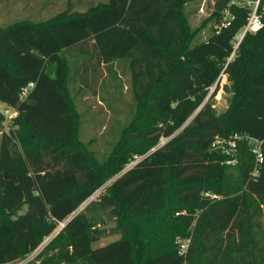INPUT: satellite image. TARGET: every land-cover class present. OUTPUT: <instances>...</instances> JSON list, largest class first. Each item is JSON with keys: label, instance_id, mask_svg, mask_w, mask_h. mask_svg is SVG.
<instances>
[{"label": "trees", "instance_id": "1", "mask_svg": "<svg viewBox=\"0 0 264 264\" xmlns=\"http://www.w3.org/2000/svg\"><path fill=\"white\" fill-rule=\"evenodd\" d=\"M196 1L64 0L0 26V105L18 113L0 140V264L34 253L23 264H264V160L247 139L264 141V26L228 62L250 10L220 0L211 36L193 43L183 8ZM117 62L132 103L100 155L84 139L75 73L104 68L116 82ZM222 74L230 105L217 114ZM100 212L117 227L100 229ZM109 233L121 237L93 248Z\"/></svg>", "mask_w": 264, "mask_h": 264}, {"label": "rangeland", "instance_id": "2", "mask_svg": "<svg viewBox=\"0 0 264 264\" xmlns=\"http://www.w3.org/2000/svg\"><path fill=\"white\" fill-rule=\"evenodd\" d=\"M55 1H57V3ZM219 1L220 0H199L188 3L183 8L184 15L186 16L191 30L196 31L193 43L204 41L211 36L212 29L216 26V23L212 20L209 21V19L221 5ZM63 2L64 0H0V26L21 18L31 17L39 19L48 17L56 13ZM115 67L118 75L116 82L113 80H106L107 71L104 68L101 69L102 75L98 72L95 77L92 76L90 72H87L85 75L84 73L83 75L75 73L74 88L76 91L74 90V92H81L78 96L77 103L84 120V139L88 142L91 141V147L100 155L109 151L110 143L114 138L113 134L111 135L108 133V128L113 125L115 121L117 123H124L127 117L129 118V106L132 103L130 77L125 64L117 62ZM82 83L86 86V90L81 88ZM227 84V75H223L218 89L215 90L214 87V89L211 90V93L214 91L216 92L215 95L213 94L211 103L217 114L227 110L230 105V94L225 91V85ZM3 108L4 107L0 105V109L3 110ZM4 123L5 124L0 126V140L3 132H8L9 130V120L7 119ZM163 142H166L164 138L160 140L159 145H163ZM141 159V157H134L127 168L133 166ZM112 180L107 182L104 187L105 189ZM103 189L84 203L75 214L84 211L91 202H97V197L103 195ZM25 210L26 207L20 210L19 214H22ZM100 214L108 221V224L114 223L110 221L105 212H100ZM176 215H178V213ZM55 235L56 234H53L46 238L37 251L39 252L47 245ZM120 237V234L109 233L106 237L94 243L93 248L105 246L108 243L116 241ZM179 238H177V240ZM34 256L35 253L25 261H22V263L28 262Z\"/></svg>", "mask_w": 264, "mask_h": 264}, {"label": "built area", "instance_id": "3", "mask_svg": "<svg viewBox=\"0 0 264 264\" xmlns=\"http://www.w3.org/2000/svg\"><path fill=\"white\" fill-rule=\"evenodd\" d=\"M231 5H236L241 8H246L249 9V16L246 25L244 28L241 30V32L236 36L235 42H234V47H233V53L229 57L228 62L232 60L236 50L238 49L240 43L242 42L243 38L249 34V33H257L260 31L263 26H264V0H231ZM228 16H229V11L226 9L225 10V16L220 24V27H226L229 25L228 21ZM224 74L221 75V78L223 77ZM34 87V83H31L28 85L26 89L23 90L22 92V97L26 96L27 93ZM214 89V88H212ZM3 113L6 116V119H12L17 116V111L12 108H3ZM237 137V136H236ZM238 138V137H237ZM236 139V138H235ZM250 141V144H252V152L256 156V161L257 164H262L264 157H263V152H262V144L263 140H258V139H253V138H247ZM165 142H163L164 144ZM224 141H217L215 144H222ZM228 144V149L226 148V152L230 154V156H234V151H235V141L229 140L227 142ZM235 160H229L227 163H233ZM215 197V196H214ZM61 227H64V224L61 225ZM180 243V249L179 253L180 254H185L187 251L188 247V240H183L179 239ZM17 264H23L17 263Z\"/></svg>", "mask_w": 264, "mask_h": 264}, {"label": "water", "instance_id": "4", "mask_svg": "<svg viewBox=\"0 0 264 264\" xmlns=\"http://www.w3.org/2000/svg\"><path fill=\"white\" fill-rule=\"evenodd\" d=\"M226 6H227V3L224 2L223 4H221V5L216 9V11H217L218 13H222L223 10L226 8ZM210 95H211V94H210ZM210 95H209V97H210ZM116 227H117V224H116V223H112V224H107V225L101 226L100 229H102V230H108V229H114V228H116Z\"/></svg>", "mask_w": 264, "mask_h": 264}]
</instances>
